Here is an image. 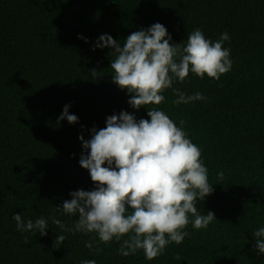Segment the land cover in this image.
<instances>
[{"label":"trees","instance_id":"16d2710c","mask_svg":"<svg viewBox=\"0 0 264 264\" xmlns=\"http://www.w3.org/2000/svg\"><path fill=\"white\" fill-rule=\"evenodd\" d=\"M154 23L166 27L173 44L185 45L196 28L213 42L227 33L223 47L232 67L219 80L190 72L183 83L173 82L206 99L176 105L169 88L157 106L201 149L213 192L197 207L216 220L196 230L190 216L183 242L149 261L143 250L125 257L118 252L122 241L105 245L97 234L64 231L49 217L71 229L79 217L63 213V201L70 192L94 190L79 165L87 154L80 135L89 140L93 127L104 128L106 117L121 111L150 119L112 82L114 50L94 44L107 34L122 47L132 32ZM65 105L78 122L58 121ZM17 213L25 222L45 218L47 235L18 231ZM261 227L264 0H0V264H264L253 236ZM59 235L65 240L55 248Z\"/></svg>","mask_w":264,"mask_h":264},{"label":"clouds","instance_id":"9594fccd","mask_svg":"<svg viewBox=\"0 0 264 264\" xmlns=\"http://www.w3.org/2000/svg\"><path fill=\"white\" fill-rule=\"evenodd\" d=\"M171 39L160 23L132 32L122 47L110 35L99 36L94 49L114 50L109 66L112 82L130 95L128 104L133 109L146 108L150 119L137 121L133 114L121 111L106 117L104 128L93 127L89 140L80 135L87 154L81 155L79 165L89 172L94 190L70 192L71 199L63 201V213L79 217L71 229L49 217L64 231L95 233L105 245L114 239L122 241L118 252L125 257L143 250L149 261L162 255L169 244L183 242L190 216L196 230L206 229L216 220L213 212L201 214L197 207L198 201L213 192L201 149L157 106L165 100L164 91L172 88L174 81L183 83L190 72L201 79L206 74L219 80L232 67L230 49L223 47L230 39L227 33L213 42L196 28L187 35L185 45L170 43ZM172 92L177 97L172 101L176 105L206 99L199 92L187 95L178 88H172ZM148 105L153 107L149 109ZM68 108L64 106L58 121L78 122ZM218 176L222 179L223 173ZM12 219L18 231L47 235L48 222L43 217L25 222L17 213ZM253 236L258 254H264V227ZM64 240V235L56 236L54 247L59 248ZM85 246L92 249L93 244L86 241Z\"/></svg>","mask_w":264,"mask_h":264}]
</instances>
